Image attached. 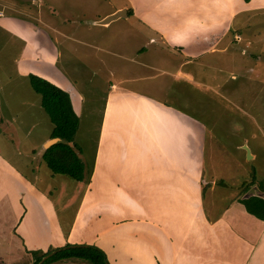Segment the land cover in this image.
<instances>
[{"label":"crops","instance_id":"0c3cea01","mask_svg":"<svg viewBox=\"0 0 264 264\" xmlns=\"http://www.w3.org/2000/svg\"><path fill=\"white\" fill-rule=\"evenodd\" d=\"M127 2V6L119 7L115 1L106 0L109 11L92 23L99 31L94 34V28L78 27L73 16L64 17L60 22L62 26L72 27L71 32L49 22L42 24L41 28V21L24 18L21 8L0 0V33L4 31L23 48L14 62L18 76L29 81V76L34 75L71 93L77 113L78 109L81 110L82 96L69 83L68 88L62 85L61 72L57 68L64 52L60 48L66 40L79 43V38L82 41L100 39L99 35L106 33H100V30L109 29L118 20L132 18L145 22L146 27L159 36L157 40L147 39L146 48L138 49L143 61H152L153 54H149L152 50H147L152 44H169L181 52L187 50L188 61L185 62L192 64L193 52L198 50V45L203 44L206 50L214 52L228 31L233 27L236 30L238 26H248L250 19L260 16L259 10L264 9V0ZM121 10L127 11V17L123 16L107 26L96 24ZM242 14H248L246 20L236 25ZM136 33L143 36L139 31ZM43 66L52 69L45 72ZM108 91L107 117L101 127L97 155L93 156L90 183L79 184L74 190V193L81 190L78 204L74 202L76 194L69 197L65 185L56 187L54 181L46 177L45 181L37 166L31 165L32 173L23 171L0 153V204L19 210L9 223L0 224V264H33V252L46 253L67 245H98L106 251L118 244L125 246V252L118 258L123 264L129 261L130 264H144V259L146 264H264V221L250 215L240 203V200L252 196L264 199V192L255 187L238 200L222 205L220 211L219 205L201 201L204 185L202 136L207 127L189 111L185 113L184 109L160 104L136 93L126 94L115 83H111ZM121 103L123 107L119 106ZM115 114H122L123 124L118 122ZM144 114L148 118L141 117ZM111 115H115V121ZM4 118L0 116V125L7 128H4V134L17 131L8 127L10 124ZM119 131L123 136L118 134ZM139 131H146L147 145L152 141L155 144L154 135L152 140L149 131L155 132L165 150L159 155L157 150L153 152V148L148 150L146 162L153 166L154 173L140 174L134 166L137 163L135 152ZM9 137L11 141L18 142L12 135ZM107 137L114 139L105 143ZM51 140L50 136L43 146L46 147ZM183 140L187 143L186 149L177 151L175 146H180ZM80 157L83 159L82 155ZM50 175V179L55 178ZM146 175L147 180L156 179V182H146ZM165 176L179 179L177 186L168 189L169 180L161 179ZM132 195L146 196V200L134 199ZM150 195L157 196L156 202ZM129 205L140 211L146 209L144 254L138 251V245L129 244L127 238L120 239L115 234L121 225H125L119 218ZM6 215L4 222L11 213ZM132 223L142 222L133 220ZM130 232L135 235L133 230ZM64 261L90 264L76 258ZM115 264H118L117 258Z\"/></svg>","mask_w":264,"mask_h":264},{"label":"rangeland","instance_id":"374dc122","mask_svg":"<svg viewBox=\"0 0 264 264\" xmlns=\"http://www.w3.org/2000/svg\"><path fill=\"white\" fill-rule=\"evenodd\" d=\"M109 1H115V5L119 7L128 5L127 0ZM7 2L21 8L24 18L41 21V28L42 24L46 25L49 22L69 32L72 27L62 26L60 23L62 18L73 16L78 22V27L94 28L95 34L99 31L92 23L109 11L106 0H7ZM259 12L260 16L251 18L248 26H238L236 30L233 27L232 31H228L223 42L215 46L214 52L206 50L203 44V48L201 44L198 45V50L193 52L195 56L192 64L185 62L188 61L185 55L187 50L181 52L169 44H152V47L147 48L149 51L152 50V53H149L153 54L152 61H143L138 49L146 48L147 39L157 40L159 36L151 32L145 22L132 18L118 20L106 30L98 28L102 29L100 33L106 32L99 35L100 39L82 41L79 38V43L66 40L60 48L64 52L63 57L58 60L57 68L61 72L59 75L62 85L66 87L69 83L76 89L78 95L82 96V102L79 103L81 110L77 111L80 127L76 142L82 149V157L86 165L88 164L89 171L94 165L93 156L97 155L101 127L107 117L108 90L111 83H115L121 91L127 92L126 94L136 93L157 100L160 104L184 109L185 113L189 111L195 115L199 123L207 127L202 136L201 153L204 185L200 195L204 204L215 203L219 205L220 211L222 205H228L241 198L246 193V186L254 177L258 182L264 183V9ZM247 15H240L239 19L235 20L236 25L237 22L242 23L246 20ZM137 31L143 36L137 35ZM2 33H0V116L8 121L7 124H10L8 127H14L13 129L17 131L5 135L6 126L0 125V153L23 171L32 173L31 165L37 166L45 181L46 177L54 181L56 187L65 185L68 190L75 182L64 176L50 179L51 172L41 157L46 149L43 146L45 140L52 134L53 124L41 107V97L34 92L28 79L22 80L17 74L14 62L23 48L4 34V31ZM182 63L185 65L180 66ZM50 69L52 67L45 66L43 70L49 72ZM119 106L123 107V103ZM147 108L149 109L148 106ZM115 115L110 117L114 119L115 116L119 119L118 122L123 124L122 114ZM141 117L148 118L145 114ZM149 132L152 140L154 135L155 144L152 141L147 145L146 131H139L140 137L135 152L137 163L134 166L140 174H147L148 171L154 173L153 166L146 162L149 148H153V152L157 150V155L165 152L160 146L158 135ZM118 134L123 136L121 131ZM9 135H12L13 139H18V142L11 141ZM113 139L107 137L105 143ZM181 144L175 146L177 151L186 149L187 143L184 140ZM147 178L146 175V182H156V179ZM161 179L169 180L168 189L177 186L175 184L179 181L168 176ZM255 187L259 188L256 185L250 190ZM80 192L79 189L78 193H74L76 204L81 199ZM132 198L146 200V196L132 195ZM150 198L155 201L157 196L150 195ZM188 202L189 200L186 201ZM17 211L18 208L0 204V224L9 223ZM9 212L11 215L8 216L7 222H4L5 215ZM119 219L125 225H121L115 231L117 238H127L129 244L138 245L140 247L138 251L144 254L146 209L140 211L129 205ZM133 220L142 223L133 224ZM130 230H133L135 235H132ZM96 247L105 253L109 264H115V258L118 264H123L118 260L125 252L123 244H118L115 248L110 247L106 251L98 245ZM135 258L136 256L133 260ZM144 260L146 264V259ZM130 263L129 261L127 264ZM50 264L79 263L60 260Z\"/></svg>","mask_w":264,"mask_h":264},{"label":"trees","instance_id":"16d2710c","mask_svg":"<svg viewBox=\"0 0 264 264\" xmlns=\"http://www.w3.org/2000/svg\"><path fill=\"white\" fill-rule=\"evenodd\" d=\"M29 82L34 92L41 97V107L53 124L51 138L61 139V142L44 150L42 160L52 176H64L75 182L68 188L69 197H72L79 184L87 185L90 183L91 176L88 164L86 165L80 157L82 149L76 142L80 118L74 109L70 95L66 91L34 75L29 76ZM256 185L264 192V183L258 182L256 177L246 186L245 192H249L250 188ZM78 203L79 201H77ZM240 203L245 206L250 215L264 221L263 198L252 196L240 200ZM66 233H68V230H66ZM54 252H56L54 255L43 261L45 257ZM32 255L34 257L33 264H50L72 258L87 261L90 264H109L103 251L96 246L89 245H67L65 248L50 250L46 253L33 252Z\"/></svg>","mask_w":264,"mask_h":264},{"label":"water","instance_id":"95a60500","mask_svg":"<svg viewBox=\"0 0 264 264\" xmlns=\"http://www.w3.org/2000/svg\"><path fill=\"white\" fill-rule=\"evenodd\" d=\"M127 17V11L126 10H121V11H118L117 13L107 17L106 19L100 21V22H97L96 24L97 25H101V26H107L109 25L110 23L120 19L121 17ZM68 94H71V93H68ZM61 142V139L59 138H56V139H52L47 145H46V149L52 147L53 145L57 144ZM71 146H74L73 144H70ZM56 252L50 254L49 256L45 257L43 259V261H45L48 257H50L51 255H54Z\"/></svg>","mask_w":264,"mask_h":264}]
</instances>
